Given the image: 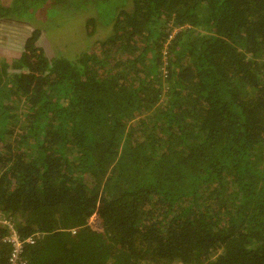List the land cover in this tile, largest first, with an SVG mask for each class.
<instances>
[{
	"label": "trees",
	"instance_id": "1",
	"mask_svg": "<svg viewBox=\"0 0 264 264\" xmlns=\"http://www.w3.org/2000/svg\"><path fill=\"white\" fill-rule=\"evenodd\" d=\"M0 212L25 264H264V0H0Z\"/></svg>",
	"mask_w": 264,
	"mask_h": 264
},
{
	"label": "built area",
	"instance_id": "2",
	"mask_svg": "<svg viewBox=\"0 0 264 264\" xmlns=\"http://www.w3.org/2000/svg\"><path fill=\"white\" fill-rule=\"evenodd\" d=\"M0 226L6 230L4 235L0 237V244H6L9 247L7 264H25L26 247L34 244L42 233L33 231L26 236H21L15 228L14 220L2 212H0Z\"/></svg>",
	"mask_w": 264,
	"mask_h": 264
},
{
	"label": "rangeland",
	"instance_id": "3",
	"mask_svg": "<svg viewBox=\"0 0 264 264\" xmlns=\"http://www.w3.org/2000/svg\"><path fill=\"white\" fill-rule=\"evenodd\" d=\"M77 26V23L76 22H69V23H67L66 25H63L62 26V29L65 31V32H67V33H69V28H73V27H76ZM71 37H73L77 42H73V43H71V44H69V45H67V46H64L63 48H61V49H65V51L67 52V50H68V48L67 47H69V48H72V49H74V50H76V49H79L80 47H81V45H82V43L84 42V36L83 35H79L78 37H80L78 40H77V35H71ZM84 37V38H83ZM69 39H70V37H69ZM63 42V41H62ZM67 48V49H66ZM69 51V50H68ZM91 220L92 221H96V219H95V216L93 215L92 217H91Z\"/></svg>",
	"mask_w": 264,
	"mask_h": 264
},
{
	"label": "clouds",
	"instance_id": "4",
	"mask_svg": "<svg viewBox=\"0 0 264 264\" xmlns=\"http://www.w3.org/2000/svg\"><path fill=\"white\" fill-rule=\"evenodd\" d=\"M10 217V216H9Z\"/></svg>",
	"mask_w": 264,
	"mask_h": 264
}]
</instances>
